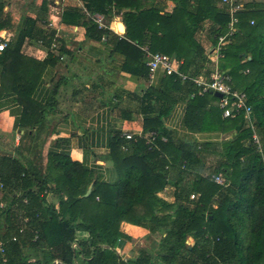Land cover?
I'll use <instances>...</instances> for the list:
<instances>
[{
	"label": "trees",
	"instance_id": "obj_1",
	"mask_svg": "<svg viewBox=\"0 0 264 264\" xmlns=\"http://www.w3.org/2000/svg\"><path fill=\"white\" fill-rule=\"evenodd\" d=\"M81 1L92 13L107 15L111 7L117 13L126 10V34L118 40L117 50L128 51L127 70L141 58L139 47L146 41L150 54L173 56L181 62L182 73L202 75L200 70L208 59L200 35L206 26H211L215 47L229 21L225 9L215 6L216 0H169L175 7L164 16L156 9H143L141 0ZM79 20L78 15L63 14L65 23L78 24ZM238 20L237 32L226 46L218 68L231 76L233 89L247 95L252 124L262 131L263 157L258 154L252 141L253 131L245 127L242 115L223 119L218 98L198 95V89L189 81L181 83L175 76H165L169 89H185L186 121L198 122L194 127L189 124L190 128L199 133L239 132L231 142L222 143L220 157L224 162L212 172L221 173L227 186L215 185L211 176L203 178L194 169L201 163L194 148L174 143L158 132V149L149 151L140 139L129 144L132 146L126 157L121 156L120 150L127 143L124 137L117 135L112 139L111 160L120 178L115 185L94 181L91 171L64 156L49 154L44 174L19 160L3 159L6 170L0 179L21 195H3L0 199L4 203L0 207V228L4 230L0 240L17 236L16 242L6 244V261L0 255V264H264V0L246 4ZM96 29L92 22L87 28L88 36L97 33L100 38L107 33ZM146 30L149 36L145 35ZM46 65L23 56L18 49L6 48L0 53V98L9 93L16 96L22 109L20 129H32L40 122L45 107L33 99V92ZM136 67L144 73L142 65ZM155 124L159 130L160 123ZM162 137L167 142H162ZM170 166L181 171L174 184L172 203L158 196L167 185L166 169ZM192 174L196 178L192 186H180ZM91 183V193L85 196ZM48 185L59 197L57 208L46 203ZM230 186L238 187L240 196L245 192L247 196L233 202L224 195L214 210L211 199ZM193 192L198 198L190 201ZM24 218L28 219L26 224ZM123 223L144 228L150 238L159 237L156 244L150 245L151 253L141 252L135 260L121 259L114 247L121 239H128L120 231ZM25 226L19 234V228ZM78 234L87 235L89 240L82 241ZM189 237L195 240L190 249L185 244ZM25 246L31 255L24 254Z\"/></svg>",
	"mask_w": 264,
	"mask_h": 264
},
{
	"label": "crops",
	"instance_id": "obj_2",
	"mask_svg": "<svg viewBox=\"0 0 264 264\" xmlns=\"http://www.w3.org/2000/svg\"><path fill=\"white\" fill-rule=\"evenodd\" d=\"M0 3V37L7 43V49H18L25 57L47 63L33 92V99L45 107L34 128H19L22 109L14 94L0 98V174L6 170L3 159L8 158L19 160L44 174L48 155L54 154L67 157L83 170L91 171L94 181L115 185L120 178L111 160L112 139L124 134L146 136L150 129L164 133L174 143L194 148L201 161L194 169L203 178L214 175L215 167L224 162L220 157L222 143L231 142L239 132L199 133L190 128L198 122L186 121L188 100L185 89H169L160 71L152 79L148 78L146 64L154 54L148 52L146 41L139 47L141 58L128 67L129 70L126 69L125 57L130 55L125 53L126 50H117L118 40L126 34L123 19L126 10L117 13L111 7L107 15L92 13L81 0H0ZM141 4L143 9H156L162 16L170 15L175 7L169 0H141ZM215 6L223 9L220 0H216ZM64 13L78 15V24L63 22ZM91 16L102 17L105 27L96 25ZM67 19L72 21L71 16ZM92 22L97 31L107 33L100 38L97 33L88 36L87 28ZM212 33L208 25L200 35L208 59L205 68L200 70L205 77L214 67L208 58L214 48ZM145 35L149 36L148 30ZM52 44L57 48L53 49ZM170 58L179 61L173 56ZM137 64L144 67L143 74ZM168 99L173 103L170 104ZM155 122L160 123L161 131L155 127ZM248 126L245 123V127ZM252 131L260 140L258 154L263 157L262 131L256 128ZM121 156L127 155L121 151ZM166 172L167 185L158 196L172 203L174 184L181 171L170 166ZM195 180L194 174L186 176L180 186H192ZM89 187L92 190L93 183ZM48 188L44 196L46 203L57 208L59 197L50 190L51 185ZM3 195L0 193V199ZM224 195L236 202L247 196V192L240 196L238 187H228L211 199L214 210ZM120 231L128 238L121 239L114 247L122 260H135L144 251L151 253L145 245L150 236L147 230L123 223ZM3 233L0 228V234ZM78 238L89 240L85 234H78ZM185 244L190 249L195 240L189 237Z\"/></svg>",
	"mask_w": 264,
	"mask_h": 264
},
{
	"label": "built area",
	"instance_id": "obj_3",
	"mask_svg": "<svg viewBox=\"0 0 264 264\" xmlns=\"http://www.w3.org/2000/svg\"><path fill=\"white\" fill-rule=\"evenodd\" d=\"M220 4L223 9H225V13L229 17L228 24L226 26V31L223 35H220L217 39V43L213 48L211 55L208 57L209 61L214 64V67L209 71L208 77L203 75L191 77L188 74L182 73L179 69L181 66V62L174 61V59L170 58L167 55H163L160 53H156L150 56L147 61V69H148V78L152 79L158 71L162 72L164 76H175L180 80L181 83L190 82L198 89V95L204 94H214L218 93L221 95L218 98V108L222 112V117L224 119L234 118L236 116L242 115L246 124H248L251 129H254L252 125V108L248 104L247 95L244 92L233 89L231 83L232 78L227 73L221 71L218 68L219 60L223 59L224 51L226 46L231 42L233 35L237 32V24H238V15L245 10V3L243 0H220ZM91 20L98 25L100 28H104L103 19L99 16H91ZM251 24H253L251 22ZM51 47L53 49L57 48L56 44H52ZM7 48V43L4 41V38L0 37V53L3 52ZM128 144H134L138 140L143 139L149 151L158 149L157 148V139L158 133L155 130H148L147 135H132V134H124L122 135ZM162 142H167L166 137L161 138ZM253 144L256 146L257 151L260 152V144L259 139L256 135H252ZM128 146L122 145L120 150L123 153L128 152ZM210 180L219 187H226L227 181L221 173L212 175ZM0 193L6 195L7 197H20V192L16 188L6 187L2 180L0 179ZM197 195L191 194L190 201H195L197 199ZM24 203L26 200H23ZM4 204L1 203L0 207H3ZM24 223L28 222V219L24 218ZM25 227L19 228V234H22L25 230ZM37 240V234L34 232L33 241ZM16 242L17 236H12L9 240H0V255L3 258V262L6 261L5 255L7 246L6 244L9 242ZM73 248L76 245H72ZM54 264H58L55 262Z\"/></svg>",
	"mask_w": 264,
	"mask_h": 264
},
{
	"label": "rangeland",
	"instance_id": "obj_4",
	"mask_svg": "<svg viewBox=\"0 0 264 264\" xmlns=\"http://www.w3.org/2000/svg\"><path fill=\"white\" fill-rule=\"evenodd\" d=\"M260 1H262V0H243V2L245 3V5L248 4V3H255V2H260ZM253 127L255 128V126H253ZM158 240H159V237H156V238H150L149 237V238H147L146 243H145L146 248L149 249L150 245L156 244ZM24 249H25L24 254H29V255L32 254L30 252V250H28V247L27 246H25Z\"/></svg>",
	"mask_w": 264,
	"mask_h": 264
},
{
	"label": "water",
	"instance_id": "obj_5",
	"mask_svg": "<svg viewBox=\"0 0 264 264\" xmlns=\"http://www.w3.org/2000/svg\"><path fill=\"white\" fill-rule=\"evenodd\" d=\"M214 96H215L216 98H220V97H221V95L218 94V93L214 94ZM90 193H91V187L88 188V190H87L85 196H88Z\"/></svg>",
	"mask_w": 264,
	"mask_h": 264
},
{
	"label": "bare ground",
	"instance_id": "obj_6",
	"mask_svg": "<svg viewBox=\"0 0 264 264\" xmlns=\"http://www.w3.org/2000/svg\"><path fill=\"white\" fill-rule=\"evenodd\" d=\"M122 28L120 27V30H121Z\"/></svg>",
	"mask_w": 264,
	"mask_h": 264
}]
</instances>
